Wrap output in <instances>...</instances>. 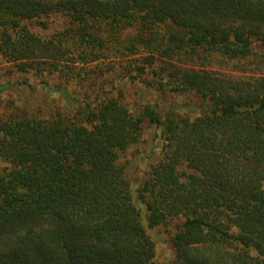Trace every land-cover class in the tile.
Here are the masks:
<instances>
[{
	"label": "trees",
	"instance_id": "trees-1",
	"mask_svg": "<svg viewBox=\"0 0 264 264\" xmlns=\"http://www.w3.org/2000/svg\"><path fill=\"white\" fill-rule=\"evenodd\" d=\"M54 14L71 24L58 38L22 26ZM129 33L161 60L171 91L209 104L193 121L145 109L165 142L139 191L147 218L119 165L143 121L121 100L88 103L73 119L0 113V264H156L148 228L173 220L172 264H264V76L207 69L256 56L264 0H0V57L22 74L57 71L71 51L81 65L135 53Z\"/></svg>",
	"mask_w": 264,
	"mask_h": 264
},
{
	"label": "rangeland",
	"instance_id": "rangeland-1",
	"mask_svg": "<svg viewBox=\"0 0 264 264\" xmlns=\"http://www.w3.org/2000/svg\"><path fill=\"white\" fill-rule=\"evenodd\" d=\"M22 26L37 38L49 41L67 34L71 24L66 16L54 14L24 21ZM128 36L138 37L134 39L139 47L135 53H121L81 65L74 63L77 57L68 50L67 57L54 72L48 65H42L43 71L39 73L22 74L0 57V113L43 120L69 115L73 119L88 103L100 105L109 99L121 100L135 118L143 121L139 143L119 155V165L131 183L134 202L145 220L146 207L139 200V191L148 181L151 168L162 159L165 146L163 130L145 118V109L153 107L163 121L170 118L193 121L204 115L209 104L195 93L171 91L166 76L159 69L163 66L161 60L149 58V48L139 34L129 33ZM253 50L256 56L240 62L215 58L207 69L234 78L264 76V46L256 43ZM152 62L155 65H150ZM182 65L189 66L184 62ZM73 66H77L76 72L71 71ZM63 91L76 101H67ZM5 166L0 162V168ZM144 223L148 227L146 221ZM181 225V220H173L156 229L148 228L156 245V264L174 262L173 240Z\"/></svg>",
	"mask_w": 264,
	"mask_h": 264
}]
</instances>
